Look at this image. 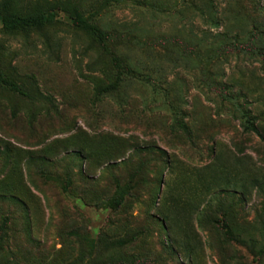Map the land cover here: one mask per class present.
Listing matches in <instances>:
<instances>
[{"label": "rangeland", "instance_id": "rangeland-1", "mask_svg": "<svg viewBox=\"0 0 264 264\" xmlns=\"http://www.w3.org/2000/svg\"><path fill=\"white\" fill-rule=\"evenodd\" d=\"M246 115L264 0H0V264H264Z\"/></svg>", "mask_w": 264, "mask_h": 264}, {"label": "trees", "instance_id": "trees-1", "mask_svg": "<svg viewBox=\"0 0 264 264\" xmlns=\"http://www.w3.org/2000/svg\"><path fill=\"white\" fill-rule=\"evenodd\" d=\"M55 19L54 12L46 13L41 12L38 15L34 16H18V15H5L1 18V21L5 25V27L9 29H18V28H25V27H37L45 24L48 21H52ZM74 24L81 25V26H88V20L83 18L78 12L72 17ZM97 35L100 38L108 37L109 34L103 31L95 30ZM248 49L253 50L252 47L247 46ZM245 128L247 130H251L257 133L263 140L264 136L259 130V128L254 124V122L246 115L245 121ZM121 201V200H120ZM222 227L224 228L225 232L231 235V230L227 223H223ZM131 264H142L140 262H135Z\"/></svg>", "mask_w": 264, "mask_h": 264}]
</instances>
